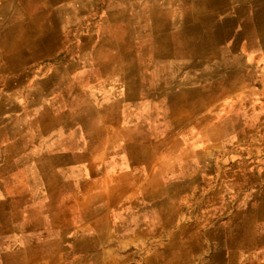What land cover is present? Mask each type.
I'll return each instance as SVG.
<instances>
[{
    "label": "crops",
    "instance_id": "crops-1",
    "mask_svg": "<svg viewBox=\"0 0 264 264\" xmlns=\"http://www.w3.org/2000/svg\"><path fill=\"white\" fill-rule=\"evenodd\" d=\"M91 5L0 0V264H264V0H157L114 38ZM70 30L117 95L46 106Z\"/></svg>",
    "mask_w": 264,
    "mask_h": 264
},
{
    "label": "rangeland",
    "instance_id": "rangeland-1",
    "mask_svg": "<svg viewBox=\"0 0 264 264\" xmlns=\"http://www.w3.org/2000/svg\"><path fill=\"white\" fill-rule=\"evenodd\" d=\"M134 1L117 0V3L115 1L114 3H112L109 2V0H103L102 2H99L97 6L91 5L89 8H87L86 11L88 12H83L82 16H84V14L86 13L87 21L97 23L96 32L99 37H101L102 35H108V37L113 36L114 38L116 34L122 36V32L127 33L130 30L131 32H137L138 26L143 27L145 26L144 23L149 24L148 22L152 21V19L149 18L153 17L152 15H155V11H157V0H136L135 2ZM121 2H124V6L120 5ZM139 2H141V5H139ZM145 3L146 6H144ZM118 8H125L126 13H128V16L125 18L117 17L115 12H117ZM126 26H129V28L127 29ZM130 27L134 28L130 29ZM115 29L117 30L116 34ZM70 34L72 37L73 34L71 33V30ZM72 38L73 39L70 40V42L67 44L69 50L59 54L57 58L59 62L57 61L56 65L52 64L53 66H50L51 70L49 74L51 76L54 74L55 78V84L53 85V88L50 89V93L51 95H55L56 99H58L59 96V99H61L62 101L58 102L57 104H49L46 106L53 108L70 106L71 104H68L67 102L71 101L74 98L89 96L91 91H96L98 97H105L106 92H108L109 96L112 94L117 95L120 90V87L116 86H118V82L121 80V78L124 75L126 76V74L122 72L107 73L99 71L97 73L91 74L89 72H86L82 73V78L86 76L88 81L89 78H92V88L89 82V86H81V84L83 85L86 82L82 81L81 83L79 79V73L73 68L75 65L73 64V61L75 59V52L80 48V41L75 39V37ZM100 41L101 40L99 39L98 42ZM56 66L59 67L58 70L54 72L55 69L52 70V67L56 68ZM107 79H113L115 87L113 85H107V82L105 81Z\"/></svg>",
    "mask_w": 264,
    "mask_h": 264
},
{
    "label": "bare ground",
    "instance_id": "bare-ground-1",
    "mask_svg": "<svg viewBox=\"0 0 264 264\" xmlns=\"http://www.w3.org/2000/svg\"><path fill=\"white\" fill-rule=\"evenodd\" d=\"M92 1V3L94 2H96V3H99V2H102L103 0H91ZM114 1L117 3V0H109V2H112V3H114ZM126 1V0H125ZM131 1V0H130ZM134 1V0H133ZM136 1V0H135ZM134 1V2H135ZM119 4V3H118ZM116 5V4H115ZM121 6H124V2H121V4H120ZM84 10V9H83ZM141 13V12H140ZM115 14H116V16L117 17H122V18H125V17H127L128 16V13H126V10H125V8H118V10H117V12H115ZM153 16V18H155V15H152ZM157 18H155V20H156Z\"/></svg>",
    "mask_w": 264,
    "mask_h": 264
}]
</instances>
